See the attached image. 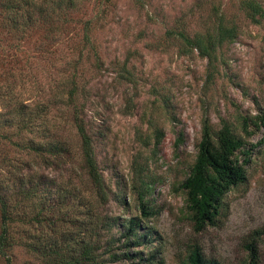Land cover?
Instances as JSON below:
<instances>
[{"label": "rangeland", "instance_id": "374dc122", "mask_svg": "<svg viewBox=\"0 0 264 264\" xmlns=\"http://www.w3.org/2000/svg\"><path fill=\"white\" fill-rule=\"evenodd\" d=\"M245 1L261 6L262 16ZM18 3L0 0V196L10 220L9 259L0 256V264H48L24 243L46 241L47 224L36 219H51L63 193L74 209L62 208L69 219L58 234L71 227L78 240L85 233L88 187L74 117L92 140L109 193L106 204L93 202L99 221L82 239L104 260L107 251L128 254L105 264H183L192 247L216 264H264V128L245 138L247 180L227 193L216 223L195 229L180 189L203 120L213 129L228 120L241 135L238 118L264 109V0H79L72 23L54 18L53 34L7 32L4 18H18ZM220 28L229 34L216 43ZM179 33L201 37V48ZM37 143H56L68 155L38 157L26 149ZM139 167L151 183L143 210L132 187ZM30 186L38 189L29 198L17 195ZM130 220L140 245L123 243Z\"/></svg>", "mask_w": 264, "mask_h": 264}, {"label": "trees", "instance_id": "16d2710c", "mask_svg": "<svg viewBox=\"0 0 264 264\" xmlns=\"http://www.w3.org/2000/svg\"><path fill=\"white\" fill-rule=\"evenodd\" d=\"M245 3L246 9L249 8L253 13L258 14L260 17L262 16L263 10L261 6L251 1H245ZM11 4L12 3L9 5ZM78 7L79 0H19V3L16 4L18 18L15 20L4 18L5 20H10L12 25L11 29H7V32L12 33L19 29L22 31L28 27H31V29L44 27L47 34H53L56 30L52 27L53 21L63 15V19L67 16L69 18V24L72 23L71 15L77 12ZM2 27L5 29V22L2 23ZM228 34L227 29L220 28V30L217 31L216 43L226 39ZM178 35L184 39L191 48H201V37L196 36L190 40L189 37L182 33ZM74 89L76 90V88H71L69 91V101L72 103L76 93ZM74 120L75 129L80 140L79 149L82 161L80 174L87 184L86 187H88L86 197H82V201L85 205L84 215L87 218L85 224L86 231L82 235L84 237L88 228L93 229L96 227L94 223L99 221L96 211L92 206L93 202L96 201L100 206L106 204L109 193L97 167L92 140L86 133L82 124L76 120V117H74ZM238 125L241 135L236 134L237 128L234 123L232 124L225 119L220 120L217 129H213L209 120H203L201 124V133L196 145L195 159L186 178L180 184V189L184 197V207L188 218L198 231L208 225H213L216 223L217 218L223 216L226 210L224 198L227 193L246 182L247 176L245 167L248 163L250 153L246 148L245 138L248 139L252 137L257 131L264 128V109L260 110V112L253 117L240 116V118H238ZM156 130H154L156 134L155 141L153 142L154 147L159 145L161 138L159 131L157 130L156 132ZM148 143L149 142L145 144ZM15 145L19 147L18 144ZM26 149L30 150L38 157H42V155L47 152L48 154L50 153V156L56 155L60 156L59 159H62L61 154L67 153L64 147L56 143H50L45 147H41L39 143L35 145L30 144ZM144 174H146V172L139 167L135 174L138 178V183H133L132 185L133 189L136 190L141 210L145 207L144 199L148 196L151 189V183L145 181L146 176ZM49 182L55 185V182L51 179ZM37 189L38 186H30V188L24 191H18L17 195L19 197L22 195L23 200H26L29 198L30 194L36 193ZM72 197L70 192L61 194L59 201L55 204L54 211L51 212L52 218L48 220L46 218L36 219L44 225L47 224L46 227L50 233L49 237L46 238V241L41 240L40 236L36 238L35 242L30 239L24 243L25 249L31 254L36 253L46 257L48 264H105L107 261H118L119 259L128 258L127 252L119 255L114 253L110 254L108 251L107 259L110 260L98 258L96 252L90 249L89 243L84 241L82 236L77 240L73 236V232L68 233V231L72 230L71 227H68L65 231L58 234L57 229L66 224L67 219H69L62 208L67 209L69 207L70 210L74 209L72 202H67L68 199ZM6 208V199L4 196H0V256L8 260L7 224L10 220L9 216L6 215ZM57 216L58 218L54 220L53 217ZM105 225H107V227L109 226V224ZM127 225L128 226H123L125 230L123 235H121L124 245H127L129 242L140 245V236L134 230V227L138 226V224L130 220ZM101 226L105 227L104 224ZM66 242H70V244H64ZM72 242L73 244H71ZM247 250H249V255L252 258L255 251L251 244L247 246ZM183 264L216 263L204 258L198 247H192L188 253L186 262Z\"/></svg>", "mask_w": 264, "mask_h": 264}]
</instances>
